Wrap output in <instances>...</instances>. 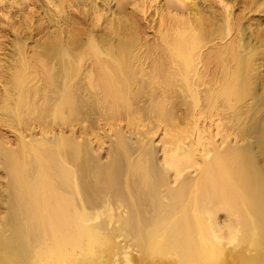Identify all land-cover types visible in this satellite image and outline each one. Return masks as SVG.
I'll use <instances>...</instances> for the list:
<instances>
[{"label":"bare ground","instance_id":"obj_1","mask_svg":"<svg viewBox=\"0 0 264 264\" xmlns=\"http://www.w3.org/2000/svg\"><path fill=\"white\" fill-rule=\"evenodd\" d=\"M0 14V264H264V0Z\"/></svg>","mask_w":264,"mask_h":264},{"label":"rangeland","instance_id":"obj_2","mask_svg":"<svg viewBox=\"0 0 264 264\" xmlns=\"http://www.w3.org/2000/svg\"><path fill=\"white\" fill-rule=\"evenodd\" d=\"M146 22H143V23H141V25H142V27H143V31L144 32H146V33H148V34H150L151 36H152V34H151V32H153L149 27L147 28V26H146ZM141 27V28H142ZM1 128H0V141L3 143V144H8L9 146L8 147H10V145H12V146H17V135H16V133H15V131L14 130H12V129H10V128H8L6 125H4V126H0ZM159 135H157L156 137H155V139L154 140H157L156 142H158L159 141V137H158ZM2 139V140H1ZM106 142H105V145L106 146H104L106 149H104V151H99L100 152V156H101V158H103L104 160L106 159V157H107V153H106V151H107V149H108V147L109 146H107V145H109L110 143H109V141L107 140V139H104ZM107 142H108V144H107ZM5 145V146H6ZM11 146V147H12ZM14 147V148H15ZM160 147V146H159ZM157 148V146H156V148H157V152H158V158H161V155H162V153L160 152L161 150H160V148ZM160 153V154H159ZM7 177H6V172H5V170L4 169H2L1 167H0V192H1V190L2 191H4L5 190V187H6V183H7ZM1 204V203H0ZM3 206L1 205L0 206V216H3L4 215V212H6L3 208H2ZM4 210V211H3Z\"/></svg>","mask_w":264,"mask_h":264},{"label":"snow or ice","instance_id":"obj_3","mask_svg":"<svg viewBox=\"0 0 264 264\" xmlns=\"http://www.w3.org/2000/svg\"><path fill=\"white\" fill-rule=\"evenodd\" d=\"M0 15H2V14H0ZM5 19H7V17H5Z\"/></svg>","mask_w":264,"mask_h":264}]
</instances>
